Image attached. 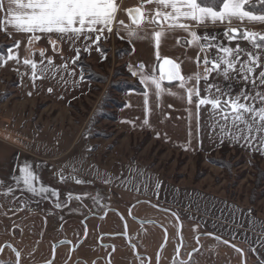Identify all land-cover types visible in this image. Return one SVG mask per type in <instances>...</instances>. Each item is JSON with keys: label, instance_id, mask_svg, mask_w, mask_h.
I'll return each mask as SVG.
<instances>
[{"label": "rangeland", "instance_id": "1", "mask_svg": "<svg viewBox=\"0 0 264 264\" xmlns=\"http://www.w3.org/2000/svg\"><path fill=\"white\" fill-rule=\"evenodd\" d=\"M17 41L21 61L29 57L39 62L44 50L54 65L35 86L31 68L22 62L0 67V127L13 126L12 144L0 141V264H16L15 254L5 245L21 253L20 264H163L168 244L178 264L192 259L203 264L199 255L207 262L210 254L199 249L202 236L188 232L178 215L152 208L167 210L160 205L164 202L154 175L220 192L264 215V156L230 147L221 153L201 152L196 159L197 151L188 155L167 148L148 132L123 131L115 121L97 118L112 113L113 100L121 99L114 85L131 80L122 75L127 73L125 57L115 55L123 48L122 40L108 35L100 41L105 59L94 47L89 53L66 41L57 43L53 52L45 37L26 52L28 35L9 39L0 31V45ZM75 48L84 53L80 62L86 65L85 77L93 73L100 82L81 80V68L72 63ZM104 96L112 102H104L83 135ZM41 128L31 139L30 130L34 134ZM23 164L32 166L43 185L58 190L59 203L66 206L57 208L54 199L24 191L4 194L8 186L17 187L13 178ZM77 179L84 183L77 184ZM69 193L87 198L69 201ZM53 245H58L54 259ZM193 246L197 251L190 256ZM227 259H211L209 264H232Z\"/></svg>", "mask_w": 264, "mask_h": 264}, {"label": "snow or ice", "instance_id": "2", "mask_svg": "<svg viewBox=\"0 0 264 264\" xmlns=\"http://www.w3.org/2000/svg\"><path fill=\"white\" fill-rule=\"evenodd\" d=\"M146 2L155 3L164 9H170V11L162 13L158 7L156 13L149 16L141 8L128 9L126 12L132 25L139 26L147 22L160 28L166 23L170 31L182 29L187 34V46H196L197 41L204 40L207 43L201 44L199 51H205L206 49L211 51L214 48L217 55L210 57L206 52L201 62L198 52L195 63L197 67L203 63V75L196 73L185 76L182 71V61L179 58L174 60L169 57H162L160 54L161 45L170 32L154 30L151 33L141 34L129 29L127 36L130 41L150 38L155 50L156 63L153 65L150 74L146 71V65L143 62L135 67L129 65L131 74L138 76L140 83L144 86V125H150V94L155 95L157 108L160 107V101L164 95L179 96L182 100L186 98L189 105L195 104L197 135L199 134L200 109L208 107L214 117L218 116L220 120L225 122V125H230L227 129L229 139L236 142L242 139L249 148H254L253 142L259 140V147L254 148V150H258L264 155V135H260L264 133V92L259 90L264 88V62L261 60V56L264 55V34L249 32L247 29L241 31L231 28L223 33L228 42L225 44L223 41L216 42L217 37L214 34L209 35L206 33L201 37L197 32L191 30L192 24L183 22L190 21L194 22L195 25H201L207 22L231 23L235 19L240 22L247 20L248 22L264 24V0H256L255 5L251 3V0H220L218 5L216 0H208L207 3H202L201 0H146ZM118 7L117 0H0V12L4 13V18L0 19V30L7 31L8 28H11L15 32L28 34L29 47L25 49L26 52H31V45L38 42L42 36L48 37L53 52L57 51L58 42L66 41L75 46L76 41L83 38L85 45L83 51L90 53L91 48L94 46L97 52L101 53L102 57L106 59V53L99 47V44L101 40L106 38L104 36L105 32L112 33L114 22L123 25V21L116 20ZM256 7H260L262 10L254 11L253 8ZM53 34L57 39L52 38ZM92 34H95V39H92ZM241 40L249 42L256 51L250 52L242 48L240 46ZM88 41H91V44ZM233 42H236L235 48L231 47ZM176 43L178 46H184L180 44L179 37H177ZM19 47L20 41H17L4 52H0V67L5 66L9 61H15L18 65L22 62L23 65L31 68L30 79L33 86H35L37 79H42L45 72L53 69V59L46 57L44 50H41L39 62L29 57H25L21 61L18 54ZM75 52L76 55L72 60L73 64L79 59L81 49L75 48ZM244 57H247V59H244ZM258 68L261 70L257 74ZM81 71L83 72V66H81ZM213 73H222L226 81L230 78H239L244 81L245 87L235 94H233L230 85L227 89H221L218 85L208 82ZM231 73H238V77L230 76ZM83 79L84 77L81 75V80ZM201 80L205 84V95L203 96L200 94ZM165 83L174 85L179 91H173L171 87H165ZM249 83L252 86L251 92L247 86ZM48 91L51 92L52 89L50 88ZM257 104L260 106L258 107ZM130 106V104L125 105V107ZM125 122L132 123L135 127L134 122ZM232 129H236L235 135H233ZM224 132L225 127H221V133ZM191 135L190 131V139L188 146L184 148L185 151L188 150L191 144ZM157 137L159 138V133H157ZM221 142H223V136ZM13 179L17 187L8 186L7 192L4 194L24 191L32 196L54 199L57 201L55 204L57 208L66 206L59 203V191L43 185L30 164L18 166V177ZM61 182H65L63 176H61ZM75 182L77 184L84 183L79 179ZM157 188H159V184H157ZM67 198L70 201L73 198L86 199L87 196L74 197L72 193H69ZM216 239H219V237ZM60 243L63 244L66 241ZM224 243H227V241H224ZM57 246L53 245V259ZM5 247L11 249L16 256V264H20L21 253L11 245H5ZM235 250L242 254L241 249L236 248ZM2 251L3 248H0V252ZM195 251L197 250L194 249L193 253ZM49 264H51V261H49ZM181 264H184V262L181 261Z\"/></svg>", "mask_w": 264, "mask_h": 264}, {"label": "crops", "instance_id": "3", "mask_svg": "<svg viewBox=\"0 0 264 264\" xmlns=\"http://www.w3.org/2000/svg\"><path fill=\"white\" fill-rule=\"evenodd\" d=\"M117 3L119 7L116 14V20L123 21L124 23L123 25H120L119 23L114 22L112 33L109 34L108 32H105L104 36L106 37L110 35L129 44L130 52L127 56H125L126 70L139 83V77L131 74L129 65L135 67L139 63L143 62L146 65V71L150 74L153 65L156 63L155 50L153 48V42L150 38L133 39L130 41L127 36L129 29L135 30L141 34L151 33L154 30H164L166 32H170L161 45L160 54L162 57H169L174 60L179 58V60L182 61V71L185 76L196 73L203 75V63H201L199 67H197L195 63L198 52L201 62L203 61L206 52L210 57H215L217 55L214 48L211 49V51H208L207 49L205 51H199V46L207 43L204 40L197 41L196 46H187V34L182 29L170 31L166 23L160 28H157L156 25L147 22L139 26L132 25L126 12L128 9L141 8L142 11H145L149 14V16H152L156 13L158 7L162 13L170 11V9H164L162 6H157L155 3H147L146 0H117ZM3 18L4 13L0 12V19ZM183 22L192 24L193 26L191 30L197 32L201 37H203L206 33L209 35L214 34L217 37L216 42L223 41L225 44L228 42L223 33L225 30L231 28H236L241 31L247 29L249 32L264 34V30L262 29L264 24L248 22L247 20L240 22L233 19L231 23L207 22L206 24L201 25H195L194 22L190 21ZM1 32L9 39H11L12 35L15 34L28 35L15 32L11 28H8L7 31L1 30ZM117 33H119V35H117ZM42 37H45L47 40V46H50L48 37ZM177 37L180 38V44L184 45L183 47L177 45ZM52 38L57 39L54 34ZM92 39H95V34H92ZM88 43L91 44V41H88ZM76 45L80 48H84L85 45L83 38L76 41ZM235 46L236 42H233L231 47L235 48ZM240 46L250 52L256 51L253 47H251L249 42L244 40L240 41ZM244 59H247V57H244ZM261 60L264 62V55L261 56ZM260 70L261 69L259 68L257 69V74ZM230 76L238 77V73H231ZM208 82L218 85L221 89H227L230 85L233 94L238 93L241 88L245 87L244 81L239 78H230L226 81L222 73H213ZM247 86L251 92V84L249 83ZM142 87V92L130 90L121 96L124 105L117 111V119L115 123L116 126L120 125L119 128L123 131L137 130L139 132H148L152 138L158 140L167 148L183 151L188 155H193L196 151L207 153L208 151L214 150L220 146H228L248 151L259 156H264L258 150H254V148L259 147V140L253 142L254 148H249L244 144L242 139L239 142L229 139L227 136V129L230 125H225V122L220 120L218 116L214 117L211 109L208 107H202L200 109L199 134L197 135V114L195 104L189 105L186 98L182 100L179 96L164 95L160 101V107L157 108L156 97L154 94H150V125H144V86L142 85ZM165 87H171L173 91H179V89L175 88L174 85H168L165 83ZM204 88L205 84L203 80H201V96L205 95ZM259 90L264 92V88H260ZM129 104L131 105L130 107H125V105ZM169 105H171V107H169ZM257 106L259 107L260 105L257 104ZM12 116L14 117L16 114L13 115L12 113ZM125 121L134 122L135 127H133L132 123H127ZM12 127L10 130L1 129L0 127L1 142L12 144ZM221 127H225V132L223 134L221 133ZM42 129L43 128L36 130L34 134L32 130H30V138H35L42 131ZM190 131L192 134L191 144L188 147V150L185 151L184 148L185 146H188L190 139ZM157 133H159V138L157 137ZM232 133L235 135L236 129H232ZM260 135H264V133H261ZM222 136L223 142H221ZM154 177L155 178L153 180L159 184L161 192L160 195H162L161 198L164 202L163 205H160L166 207L167 210L151 205L152 208L178 215L186 222V229L188 232L194 231L197 236L199 235L203 237L202 242L199 241L201 254L209 253L211 256H207L208 261L206 262L205 259H202V255H199V260L203 264H209L211 259L213 262L216 260L223 262L224 256L228 258L227 260L232 262V264H240L239 259L241 261V253L237 252L234 247L244 250L248 264H264L263 214L252 213L246 203L234 201L220 192H212L208 189L199 188L196 185H180L178 183H173L170 180L167 181L157 177L156 175H154ZM217 237H219V239H216ZM224 241H227L231 245L224 243ZM194 246L191 247L188 252L192 253ZM171 248L172 245L168 244L166 250L164 251L165 261L163 264H178L174 258L170 257L169 250ZM226 248H229L230 250ZM221 253H223V255H219ZM203 260H205V262ZM189 264L198 263L196 260L192 259Z\"/></svg>", "mask_w": 264, "mask_h": 264}, {"label": "trees", "instance_id": "4", "mask_svg": "<svg viewBox=\"0 0 264 264\" xmlns=\"http://www.w3.org/2000/svg\"><path fill=\"white\" fill-rule=\"evenodd\" d=\"M201 2L202 3H207L208 2V0H201ZM216 2H217V5L220 3V0H216ZM251 3L252 4H256V0H253V1H251ZM253 10L254 11H260V10H262L260 7H256V8H253ZM1 31V30H0ZM122 45H123V48H121L120 50H118V51H116L115 52V55L117 56V57H119V56H127L128 55V53L130 52V46H129V44L128 43H126V42H124V41H122V43H121ZM12 45H11V43H8V45H4V44H1L0 45V52H4L8 47H11ZM6 54V53H5ZM84 53H80V57H79V59L76 61V65L79 67V68H81V66H83V77H84V79H90L92 82H100L101 81V78L98 76V75H96V74H93V73H90L87 77H85L86 75H84V73L86 72V71H84L85 70V68H86V65H84L83 63H81L80 62V59L82 58V55H83ZM123 68V67H122ZM123 76H125L126 78H130L131 80L129 81V80H124V81H119L118 83H116V85H114L115 87V91L117 92V93H119L120 94V96H122L124 93H126L127 91H130V90H135V91H138V92H142L143 91V87H142V85L136 80V79H134V78H132L131 76H130V74L127 72V73H123L122 74ZM108 97H106V96H104L102 99H101V105H99L98 104V106H97V108H96V110H95V112L92 114V116H91V119H90V121L88 122V126L86 127V129H84L83 131H82V134L84 135V134H86L87 133V130L90 128L89 127V123H91V121H93V119H94V117H96V115L98 114V112L101 110V108H104L105 107V105H104V102H112V101H110V99L108 98ZM113 111H112V113H101L100 115H98L97 116V118H102V119H108V120H111V121H116V119H117V111L120 109V108H122L123 107V105H124V102H123V100L122 99H118V101L117 100H113ZM91 134H89V136H90ZM228 148H230V147H228V146H220V147H218V148H216V149H214V150H211L210 152H209V154H212L213 152H215V151H217V150H220V153L222 152V150H224V149H228ZM205 155V154H204ZM201 156H202V153L201 152H199V151H197L196 153H195V158L196 159H200L201 158ZM209 156H211V155H209ZM263 173H264V171H263ZM261 175V174H260ZM195 179H197V176L195 175ZM251 201V200H250ZM240 249V248H239ZM242 253H243V256H244V262H245V264H248L247 263V258H246V256H245V252H244V250H242Z\"/></svg>", "mask_w": 264, "mask_h": 264}, {"label": "water", "instance_id": "5", "mask_svg": "<svg viewBox=\"0 0 264 264\" xmlns=\"http://www.w3.org/2000/svg\"><path fill=\"white\" fill-rule=\"evenodd\" d=\"M227 244H229V245H231L230 243H228L227 242ZM235 249L237 248V247H234ZM241 256H242V264H245V262H244V256H243V253L241 254Z\"/></svg>", "mask_w": 264, "mask_h": 264}, {"label": "flooded vegetation", "instance_id": "6", "mask_svg": "<svg viewBox=\"0 0 264 264\" xmlns=\"http://www.w3.org/2000/svg\"><path fill=\"white\" fill-rule=\"evenodd\" d=\"M189 254H190V252H189Z\"/></svg>", "mask_w": 264, "mask_h": 264}]
</instances>
